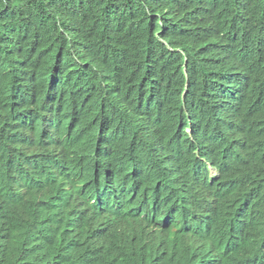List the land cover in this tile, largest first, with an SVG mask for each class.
<instances>
[{"label": "clouds", "instance_id": "9594fccd", "mask_svg": "<svg viewBox=\"0 0 264 264\" xmlns=\"http://www.w3.org/2000/svg\"><path fill=\"white\" fill-rule=\"evenodd\" d=\"M211 5L214 10L208 24L201 27V42L190 50L197 61L190 80L191 86H197L196 98L189 109L178 107L168 116L171 125L160 116L167 106L146 86L158 85L149 78L142 87H126L125 95H83L73 106L77 117L60 127L55 150L68 159L69 178L66 185L55 189L52 203L69 242L79 245L81 251L124 258L133 249L135 264H264V78L258 77L264 76V45L260 46L264 41V0H216ZM257 5L261 14L256 12ZM255 27L260 28L253 34ZM116 67L122 75L124 66L117 62ZM182 70L185 74L186 59ZM101 104L108 108L106 125L103 118L100 126L91 124L101 115ZM141 112L155 114V120L146 118L150 130H130L123 143L115 133L129 130V122ZM119 113L122 116L114 117ZM80 123L79 131L89 129L93 136L92 148L94 136L107 130L110 140L100 141L98 148L110 142L116 143V150L131 145L136 154L130 168L124 170L121 162L113 164L111 154L99 166L109 175L99 179L97 185L102 187L93 201L103 199L112 205L118 195H125L120 213L93 211L94 202L82 199L75 211L72 207L81 187L93 183L83 184L92 170L90 160L101 157L90 156L89 147L82 153L84 144L77 148L79 136L73 135L79 132ZM156 123L172 130L175 125L179 134L160 137ZM157 140L159 155L151 157ZM69 146L84 159L68 156ZM219 153H223L220 160ZM159 157L162 159L153 166ZM133 166L139 170L136 177ZM119 177L121 181L112 189ZM152 178L157 182L148 187L145 179ZM152 192L156 193L148 197ZM141 201L152 207L143 211L148 219L137 215L139 210H130L140 207ZM131 216L134 219L127 221Z\"/></svg>", "mask_w": 264, "mask_h": 264}, {"label": "trees", "instance_id": "16d2710c", "mask_svg": "<svg viewBox=\"0 0 264 264\" xmlns=\"http://www.w3.org/2000/svg\"><path fill=\"white\" fill-rule=\"evenodd\" d=\"M211 2L216 0H0V264H135L133 249L124 258L81 251L56 219L53 194L69 178L68 159L55 150L60 127L77 117L73 106L83 95H125L126 87H142L149 78L162 85L145 84L167 106L160 116L171 125L168 116L178 107L189 109L196 98L190 80L197 61L190 50L201 42V27L214 10ZM256 12L261 14L259 5ZM117 62L124 66L122 75ZM105 105L91 124L106 125ZM146 118L156 116L141 112L129 130L115 133L118 139L124 143L133 129L150 130ZM156 124L160 137L179 134L175 125L172 130ZM87 131L73 135L79 136L77 148ZM159 142L151 157L159 155ZM108 144L120 168H130L136 157L131 145L116 150V143ZM76 151L69 146L68 156ZM51 159L65 168L49 170L54 173L43 182ZM145 180L148 187L157 182Z\"/></svg>", "mask_w": 264, "mask_h": 264}, {"label": "bare ground", "instance_id": "6f19581e", "mask_svg": "<svg viewBox=\"0 0 264 264\" xmlns=\"http://www.w3.org/2000/svg\"><path fill=\"white\" fill-rule=\"evenodd\" d=\"M161 46V45H160ZM157 90V89H156ZM106 133H103L102 135H99V137H96L94 136V143H93V148L91 149V151L89 152V155L90 156H96V155H99L101 156L99 158L98 161H94V160H90V166L92 168V170L90 171L91 172V177L90 178H87L83 184L88 181V180H93V183L91 185V187H81V189L79 190V194H80V197L79 199H77L75 201V203L73 204V208H74V211L76 210V205L78 203V201H80L81 199L85 202H94V205H93V211H96V210H111L110 212H108L109 214H117V213H120L122 211V209L124 207H122V203L127 199V197L125 195H118L115 199V203L112 204V205H109L106 201H104L103 199H96V201H93L95 200V196H96V191L98 189H100L102 187L101 184L97 185L98 184V181L101 177H106L107 175H109V172L105 169H101L99 168V166L103 165V164H106L107 163V159H108V156L109 154L113 155L112 154V150L114 149L113 147H111V145H109L108 143L104 144L101 146V148H98L97 145L100 141H107V137L110 136V132H107V130H105ZM93 138L92 134L90 132L87 131V135H85V138H84V145H85V148L82 150V153L85 152L86 148L90 147L91 146V139ZM101 149V150H99ZM92 150H94V152L92 153ZM114 159H113V164H117V158L115 155H113ZM72 159H80V160H83L84 158L82 156H79V154H75L73 156ZM65 168V165L61 162V161H58V160H50V162L45 166V178H43V182H46L48 181V177L53 175V171H49L51 169H54L56 170L57 172H61L63 169ZM122 169V168H121ZM124 170V169H122ZM132 173L134 175V177H136L138 174H139V170L138 168H132ZM124 173H121V177ZM111 178V177H110ZM123 180V179H122ZM121 181L120 180V177H119V180L115 181V183L113 184V188L112 189H116L115 188V185ZM129 181V178L127 177V180L125 181V183L123 184L126 185ZM38 183V182H37ZM122 186V187H123ZM155 193H151L148 197H150L151 195H153ZM57 197V195H56ZM149 200H147L146 202H148ZM142 205L140 207H130V210H139L137 211V215L139 216H144V217H141L142 219H148V216L149 215H143V211L144 210H149L151 211L152 210V207L150 206H144V201H141ZM139 208V209H138ZM133 216L129 217L127 219V221H131L133 220ZM139 221H142V220H139ZM139 223V222H138Z\"/></svg>", "mask_w": 264, "mask_h": 264}, {"label": "water", "instance_id": "95a60500", "mask_svg": "<svg viewBox=\"0 0 264 264\" xmlns=\"http://www.w3.org/2000/svg\"><path fill=\"white\" fill-rule=\"evenodd\" d=\"M230 69H231L232 73H233L234 75H236V76H237V73H238V72H236V70H235V69H233V68H230ZM231 249H232V250H234V248H233V247H231Z\"/></svg>", "mask_w": 264, "mask_h": 264}]
</instances>
